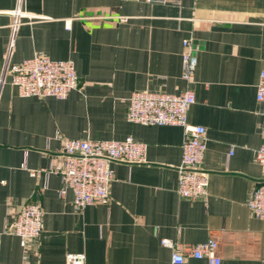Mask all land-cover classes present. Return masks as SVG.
Returning <instances> with one entry per match:
<instances>
[{"label": "crops", "instance_id": "0c3cea01", "mask_svg": "<svg viewBox=\"0 0 264 264\" xmlns=\"http://www.w3.org/2000/svg\"><path fill=\"white\" fill-rule=\"evenodd\" d=\"M24 18L13 28V12ZM198 58L189 121L206 128L205 198L177 192L187 134L181 126L128 121L136 90L180 93L183 41ZM36 51L73 59L78 88L65 99L23 97L3 74ZM264 70V0H0V264H208L187 246L219 241L222 264H264V221L247 202L264 180L253 159L262 143L257 83ZM148 144L147 161L114 162L108 204L79 208L61 196L65 139ZM232 151V153H231ZM44 209L36 245L9 228L21 207ZM168 238L173 246L163 245Z\"/></svg>", "mask_w": 264, "mask_h": 264}, {"label": "built area", "instance_id": "2783aa9c", "mask_svg": "<svg viewBox=\"0 0 264 264\" xmlns=\"http://www.w3.org/2000/svg\"><path fill=\"white\" fill-rule=\"evenodd\" d=\"M146 3L180 5L182 0H140ZM14 29L23 18L19 9L13 12ZM183 75L187 87L180 93L166 91L136 90L129 97L127 119L130 122L146 126L177 125L184 128L187 138L182 146V162L178 167L179 181L177 192L183 198L200 199L208 194L209 172L203 168L207 149L206 128L189 121V110L196 102L195 74L198 58L193 54L191 40L183 41ZM10 51L3 74L11 76V83L23 97H55L65 99L78 88L79 76L73 59L54 60L36 51L31 57L19 63H12ZM257 102L262 143L254 151V161L258 163L264 175V70L257 83ZM148 144L128 136L122 140H92L72 138L64 140L62 163L54 166V171L62 177L60 195L72 191L74 205L82 208L96 202L108 204L111 200L110 188L114 180V162L143 163L147 161ZM232 153V151H231ZM247 205L252 214L264 221V180L251 192ZM44 209L40 202H26L17 213L9 230L20 238L23 247L36 245L43 230ZM163 245L173 246L168 238L161 240ZM189 254L197 258H206L208 264H222L219 241L210 239L206 242L187 246ZM173 264L185 261L182 252H174ZM83 254H68L67 264H83ZM31 264V263H26Z\"/></svg>", "mask_w": 264, "mask_h": 264}]
</instances>
